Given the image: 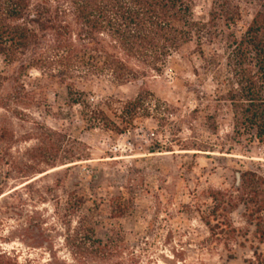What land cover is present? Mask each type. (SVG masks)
<instances>
[{
    "label": "rangeland",
    "instance_id": "rangeland-1",
    "mask_svg": "<svg viewBox=\"0 0 264 264\" xmlns=\"http://www.w3.org/2000/svg\"><path fill=\"white\" fill-rule=\"evenodd\" d=\"M209 4L195 1V21L206 22ZM250 15L242 13L236 35ZM202 50L207 58L220 54L216 46ZM221 64L218 77L194 41L184 46L145 82L160 104L115 135L87 128L64 87L0 59L8 79L0 95L15 103L0 109V127L12 136L0 152V264L264 263V245L243 208L213 210L212 196L235 191L239 173L264 177V144L235 138L229 109L217 101L226 77ZM77 89L96 109L107 99H134L139 85L102 81ZM70 155L80 158L67 161ZM29 167L34 176L18 179L17 169ZM79 198L83 205L71 214L67 205ZM82 219L92 222L96 240L110 244L108 257L94 256L75 238ZM215 221L227 226L213 229Z\"/></svg>",
    "mask_w": 264,
    "mask_h": 264
},
{
    "label": "trees",
    "instance_id": "trees-1",
    "mask_svg": "<svg viewBox=\"0 0 264 264\" xmlns=\"http://www.w3.org/2000/svg\"><path fill=\"white\" fill-rule=\"evenodd\" d=\"M195 1L0 0V59L7 67L16 65L20 73L37 70L48 83L64 87L70 102L80 107L87 128L121 135L148 116L149 105L160 104L144 89L145 82L160 75L168 59L194 41L199 58L217 66L218 77L223 62L226 77L223 93L216 91L217 101L229 109L233 136L263 145L264 0H210L206 22L194 20ZM244 12H251L250 20L236 35ZM203 46H216L220 54L213 52L207 58ZM102 81L116 88L138 84L139 90L132 100L107 99L91 108L84 99L87 93L77 85L90 91ZM7 82L0 75V94ZM14 104L0 95V109ZM11 144L12 136L0 127V152ZM79 158L70 155L66 160ZM17 170L20 180L35 174L30 167ZM3 186L0 179L2 198ZM234 188L212 196L213 210L228 215L242 207L264 245V177L256 171L239 173ZM82 205L80 198L76 204L69 202L68 212L73 214ZM215 222L213 229L227 226ZM204 225L213 233L208 221ZM75 238L98 258L112 252L110 244L94 238L89 219L81 220Z\"/></svg>",
    "mask_w": 264,
    "mask_h": 264
}]
</instances>
